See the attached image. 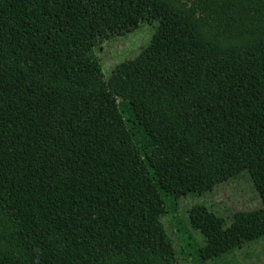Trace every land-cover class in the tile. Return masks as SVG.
Instances as JSON below:
<instances>
[{
    "label": "trees",
    "instance_id": "trees-1",
    "mask_svg": "<svg viewBox=\"0 0 264 264\" xmlns=\"http://www.w3.org/2000/svg\"><path fill=\"white\" fill-rule=\"evenodd\" d=\"M143 23L105 78L96 49ZM17 91L109 102L0 156V264H176L168 208L239 179L259 206L195 203L179 231L197 264L264 238V0H0V102Z\"/></svg>",
    "mask_w": 264,
    "mask_h": 264
},
{
    "label": "rangeland",
    "instance_id": "rangeland-1",
    "mask_svg": "<svg viewBox=\"0 0 264 264\" xmlns=\"http://www.w3.org/2000/svg\"><path fill=\"white\" fill-rule=\"evenodd\" d=\"M152 34V24H140L135 31L105 41L96 49V56L105 78L120 61L134 57ZM109 102L101 93L87 95L65 93L49 98L27 100L21 92L12 93L0 102V156L13 152L28 141L38 139L53 130L76 121ZM205 203L218 215L234 210L253 209L260 204V198L253 184L244 179L230 181L217 186L202 196H188L177 200L162 218L172 236L179 259L176 264H197L193 246L179 231L177 218L185 221L190 207ZM191 241L200 242L201 236L189 230ZM225 264H264V238H260L236 249L224 257Z\"/></svg>",
    "mask_w": 264,
    "mask_h": 264
}]
</instances>
